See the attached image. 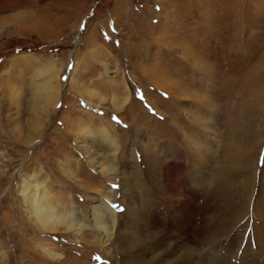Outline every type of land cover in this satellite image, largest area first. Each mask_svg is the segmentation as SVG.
<instances>
[{
  "label": "rangeland",
  "instance_id": "374dc122",
  "mask_svg": "<svg viewBox=\"0 0 264 264\" xmlns=\"http://www.w3.org/2000/svg\"><path fill=\"white\" fill-rule=\"evenodd\" d=\"M39 184L84 229L37 227ZM260 199L264 0H0V264H213L211 225L264 264Z\"/></svg>",
  "mask_w": 264,
  "mask_h": 264
},
{
  "label": "bare ground",
  "instance_id": "6f19581e",
  "mask_svg": "<svg viewBox=\"0 0 264 264\" xmlns=\"http://www.w3.org/2000/svg\"><path fill=\"white\" fill-rule=\"evenodd\" d=\"M50 81L51 80L48 79V81H45L42 84H40L41 87L40 86L39 87L42 90V94L40 96H38V98L36 97L37 95L35 94V92L33 94L34 95L33 96L34 97L33 101L36 104V107H35L36 108V112L39 110V107H40L39 105H41L43 102L46 103V102H48V101H50L52 99V93H53L54 89H53ZM93 94H95V93H93ZM100 134H101L103 139H105L107 142H109V144L111 146H113L112 140L110 139L112 137L109 136L107 131L103 130V131H101ZM94 139H97V137H95ZM94 162H95L94 160H90L89 161V163L92 164V165L94 164ZM244 162H246V161H244ZM245 164H247V163H245ZM239 182H241V181H239ZM158 185H159V187H161V189L163 188L162 193L165 194V196L166 195L170 196L171 194L174 193V192L171 193V191H170L171 188L166 183H164V184L159 183ZM233 187L238 188L236 185H233ZM249 187H251V186H245V187H242L241 189H248ZM36 189L40 190L41 194H42L39 197V199H37V198L33 199L32 197L31 198L27 197L26 199L28 201H30L31 205H33L32 214L34 216V220H35V223H36L37 227H40L44 231H47V232H56V229L59 228V227H63L64 229L69 230V231L70 230L78 231V230L84 229L83 223L80 222V220L77 218V214H75L73 210H70V209L69 210H65L63 208L64 206H62L61 204H58V206L56 208H54V205H51V203L49 202L50 200L48 199V197L45 196L46 191L43 189V187L39 184L38 186L36 185ZM244 191L245 190H243L241 192L237 191L235 193L241 194ZM227 193L230 194L228 191H227ZM223 194H225V191L223 192ZM238 194H233V196H236ZM175 196H178V195H171L172 198H174ZM260 201H261V204L264 205V202L261 199H260ZM176 204H178V202ZM186 206H187V203H186ZM196 206H197L196 204H194L193 202H190L188 204L187 208H186V212L190 213V221H192V219H193L192 215L195 214L194 211H195V207ZM103 207H105L104 211H101L100 207L96 208V206H92V208H91V212H92L91 213V217H92L91 220H93L94 223L96 224L95 228H96V230H99V233H100V231H107V228L109 227L108 226V224H109L108 222H110V221L113 222V224H112L113 226L116 225V223H115V221H116L115 213L113 211H111V209L108 206L103 205ZM172 208H173V206H172ZM237 209H239V208H237ZM128 210H129V208L126 209L127 212H128ZM184 210H185V208H184ZM127 212H125V214ZM133 213H134V211L132 210L131 211V215ZM177 213L179 215V218H181L183 215L186 214L185 212H184V214H182L180 211H177ZM243 213H246V211H243ZM262 213H264V208L262 209ZM136 214H137V212H136ZM148 220H149V218H148ZM239 221H240L239 218L235 217V224L237 222H239ZM263 224H264V220H263ZM263 224H261L260 228L256 229V232H254V235L258 234L259 237H261V239L263 238V240H264V226H263ZM262 226H263V228H262ZM217 227L211 225V227L207 228V231H209V232H207L206 230H204V226H202L201 230H200V233L198 234V238H197V239H200V241H201L200 244H203L204 242L207 244V246L203 245L202 247H205L204 251H205V255H207V257L209 255H211V257H213L212 258V263L213 264H231L232 260H236V259H237V264H257V261L259 262V260L262 257H260V254L257 253V251L255 253H252L250 251H245V249L243 250L244 253L241 251L243 243L240 244L239 242L242 241V237L244 235L237 234L236 235L237 237L235 239L236 242H235V240L233 238H230V237H228L224 241L221 240L223 242H221V241L219 242V240H217V235L214 234L217 231L213 232L215 229H219ZM243 227L244 226L239 227L240 229H238L236 227L237 229L235 230V232H239V230H241ZM148 229H150V228H148ZM219 230H221V229H219ZM184 234L185 233H176V236H177L176 237V241H174V239H173L174 245L170 244L171 248L173 249V247H175L177 249L179 246H182V245L187 246V245H189V246H193L194 248L198 249L196 242L191 240L189 238V236H187V237L183 236ZM168 236L169 235L166 234L165 231H162L161 234H160V237H168ZM137 245L140 246V244H138V243H137ZM215 245L221 246V249L218 252H216L215 249H214ZM43 251L49 257H54V258L56 257V259H62L63 258V256H61L58 253L53 252L49 248L48 249L47 248H43ZM240 253H243L242 257L239 256ZM235 254L237 256H235ZM201 257L206 259L203 254H201ZM131 262L132 261H128L127 263H124V264H130ZM138 263L139 264H143L142 262H138ZM147 264H154V263L152 261V262H149Z\"/></svg>",
  "mask_w": 264,
  "mask_h": 264
}]
</instances>
